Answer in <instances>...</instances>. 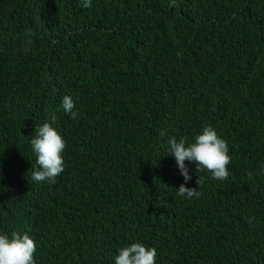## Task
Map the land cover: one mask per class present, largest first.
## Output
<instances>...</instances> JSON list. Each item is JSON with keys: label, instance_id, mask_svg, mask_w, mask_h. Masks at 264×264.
Segmentation results:
<instances>
[{"label": "trees", "instance_id": "obj_1", "mask_svg": "<svg viewBox=\"0 0 264 264\" xmlns=\"http://www.w3.org/2000/svg\"><path fill=\"white\" fill-rule=\"evenodd\" d=\"M43 123L66 145L54 184L31 178ZM206 126L229 177L186 161L185 187L204 178L186 199L169 139ZM13 232L34 264H115L137 242L156 264H264V0H0V234Z\"/></svg>", "mask_w": 264, "mask_h": 264}, {"label": "clouds", "instance_id": "obj_2", "mask_svg": "<svg viewBox=\"0 0 264 264\" xmlns=\"http://www.w3.org/2000/svg\"><path fill=\"white\" fill-rule=\"evenodd\" d=\"M91 6V0H82V7ZM33 33L29 29L24 41V51L29 50L32 44ZM75 105L71 96H64L62 108L65 113H69L72 118L77 115L73 111ZM55 118L53 117V120ZM36 136L31 139L30 144L36 154V164L38 169H33L31 178L33 181L48 182L54 184L56 177L64 171V160L62 152L66 145L62 136L49 123H43L36 129ZM228 145L221 139L216 131L210 127H204L202 134L195 137V142L188 144L184 139L179 142L176 139H169V154L174 156L177 168L183 176L184 182L176 190L179 196L186 199L199 198L201 193L197 190L198 185L203 183L204 178L196 180V188L185 187L191 180L190 170L186 161L195 164V170L204 169L211 173L212 178L224 181L229 177ZM36 251V244L28 234L20 235L16 232L11 234V239L5 234H0V264H34L33 254ZM157 251L141 243H132L119 251L115 258V264H156Z\"/></svg>", "mask_w": 264, "mask_h": 264}]
</instances>
